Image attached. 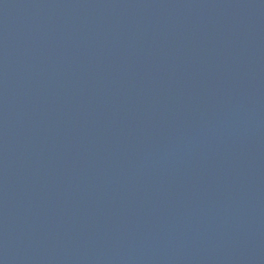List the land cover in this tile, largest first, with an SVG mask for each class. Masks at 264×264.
<instances>
[{"label": "water", "instance_id": "95a60500", "mask_svg": "<svg viewBox=\"0 0 264 264\" xmlns=\"http://www.w3.org/2000/svg\"><path fill=\"white\" fill-rule=\"evenodd\" d=\"M0 264H264V0H0Z\"/></svg>", "mask_w": 264, "mask_h": 264}]
</instances>
